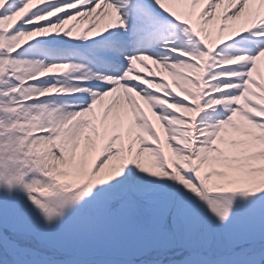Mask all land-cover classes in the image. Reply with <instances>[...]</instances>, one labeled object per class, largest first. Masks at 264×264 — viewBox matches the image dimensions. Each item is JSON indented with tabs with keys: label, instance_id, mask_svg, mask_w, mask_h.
<instances>
[{
	"label": "snow or ice",
	"instance_id": "obj_1",
	"mask_svg": "<svg viewBox=\"0 0 264 264\" xmlns=\"http://www.w3.org/2000/svg\"><path fill=\"white\" fill-rule=\"evenodd\" d=\"M0 264H264V0H0Z\"/></svg>",
	"mask_w": 264,
	"mask_h": 264
}]
</instances>
